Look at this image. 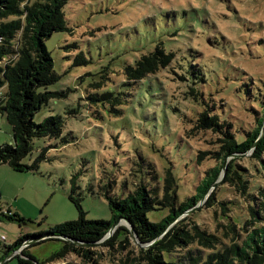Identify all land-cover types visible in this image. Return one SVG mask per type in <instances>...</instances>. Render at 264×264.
I'll return each mask as SVG.
<instances>
[{"label":"rangeland","instance_id":"1","mask_svg":"<svg viewBox=\"0 0 264 264\" xmlns=\"http://www.w3.org/2000/svg\"><path fill=\"white\" fill-rule=\"evenodd\" d=\"M63 12L69 30L53 32L44 43L59 75L46 89L64 96L50 98L34 121L59 114L65 123L63 132L71 131L72 138L62 146H54L53 138H33L26 163L42 147L53 146L36 171H14L0 164V212L9 214L10 209L30 220L20 224L0 217V246L12 245L24 233L75 219L77 210L67 195L69 178L78 170V191L87 219L110 218L106 200L96 191L102 174L118 183L126 179L130 184L139 178L156 186L159 183L151 172L161 182L164 171L170 169L178 200L194 194L205 170L215 164L208 158L211 154L200 161L197 155L217 150L218 143L211 130L194 129L202 108L186 93L187 83L194 82L204 98H211L233 129L255 126V117L262 114L264 0H67ZM156 44L173 54L169 64L140 80H128L124 67L134 65ZM77 56L86 62L75 64ZM106 92L122 99L117 115L109 103L89 106L90 97ZM76 108L75 113L69 111ZM11 142V126L0 110V144ZM249 154L251 150L238 156L236 163L248 165ZM213 188L218 198L234 200L230 206L234 219L246 213L243 201L236 200L240 197L221 179ZM204 200L168 227L191 215L193 221L214 231L217 219L212 209L216 206L205 207ZM165 213L161 209L147 216L157 220ZM119 225L129 233L123 231L125 237L118 236L112 246L104 245L114 229L95 247L100 264H122L127 255L139 258V250L149 246L133 238L126 222ZM60 247V241L46 240L31 245L27 254L41 263ZM19 253V248L7 255L0 252V264H27L14 256ZM65 260L66 264L80 262L71 254Z\"/></svg>","mask_w":264,"mask_h":264},{"label":"trees","instance_id":"2","mask_svg":"<svg viewBox=\"0 0 264 264\" xmlns=\"http://www.w3.org/2000/svg\"><path fill=\"white\" fill-rule=\"evenodd\" d=\"M66 2L0 0V110L10 124L12 134L11 143L0 144V164L5 163L14 171L38 170L39 161L45 159L46 151L53 147H42L34 159L26 163L23 160L31 154L33 138L56 139L54 146H62L72 138L71 131L63 132L65 123L59 114H49L38 122L34 121L35 114L50 98L64 96L61 92L46 89L59 75L53 68V60L44 40L55 31L69 30L63 12ZM172 58L173 54L166 52L162 44H156L152 51L142 54L134 65H126L124 74L128 80H140L165 67ZM82 62L86 60L80 56L74 60L75 64ZM179 78L185 79L183 75ZM199 79L202 81V75ZM187 87L186 93L201 103L202 108L197 112L194 129L211 130L216 133L218 143L217 150L199 151L197 155L200 161L211 154L208 158H212L215 164L205 170V176L196 186L194 194L183 201L178 200L176 178L170 169L164 171L161 182L151 172V177L160 184L156 186L139 178L130 184L126 179L118 183L114 178L102 174L96 191L106 200L110 218L87 219L78 191V176L81 173L78 170L69 178L67 195L77 210V217L40 232L19 235L12 245L0 246V252L7 255L19 248L20 253L14 256L27 264H66L65 259L69 254L79 258L80 262L76 264H100L95 247L106 237L115 221L120 219L131 225L140 243L149 245L139 250V258L127 255L122 264H135L136 260H140L141 264H264V99L260 105L262 114L255 117V126L240 131L233 129L231 120L215 110L214 102L211 98H204L194 82L187 83ZM88 100L89 106L97 102L109 103L114 115L121 112L117 106L122 104V99L112 92L92 96ZM78 110L69 111L75 113ZM250 150L248 165L236 163L238 156L246 155ZM222 173V184L229 186L240 197L235 199L245 204L246 213L238 219L230 214L234 200L218 198L213 188ZM255 178L261 182L256 183ZM89 189L93 191L91 187ZM204 197L205 207L216 206L212 209L217 219L214 231L193 221L191 215L168 227ZM161 209H165L166 213L159 219L148 218V212ZM7 210L9 214L0 212V217L20 224L30 221ZM123 231L129 233L124 226H117L111 239L104 245L112 246L118 236L125 237ZM46 240L60 241L61 247L40 263L27 254V250L31 245Z\"/></svg>","mask_w":264,"mask_h":264},{"label":"water","instance_id":"3","mask_svg":"<svg viewBox=\"0 0 264 264\" xmlns=\"http://www.w3.org/2000/svg\"><path fill=\"white\" fill-rule=\"evenodd\" d=\"M263 129H264V125H263ZM225 162H226V159L223 161V165H225ZM222 176H223V173H222L221 177L219 178V180L222 178ZM219 180H217V182H218ZM217 182H215L214 185H215ZM119 221H120V219H117V220L115 221V223L112 225V227H111V228L109 229V231L107 232L106 237H107L109 234H111V232L116 228V225L119 224ZM128 225H129L130 232H131L133 238H134L135 240H137L136 235H135V232L133 231L131 225H130V224H128ZM104 238H105V237H104ZM104 238H103V239H104ZM103 239H102V240H103ZM102 240H101V241H102ZM101 241H100V242H101ZM100 242H99V243H100ZM11 252H13V251H11Z\"/></svg>","mask_w":264,"mask_h":264},{"label":"built area","instance_id":"4","mask_svg":"<svg viewBox=\"0 0 264 264\" xmlns=\"http://www.w3.org/2000/svg\"><path fill=\"white\" fill-rule=\"evenodd\" d=\"M1 239L4 240V237L2 236Z\"/></svg>","mask_w":264,"mask_h":264}]
</instances>
